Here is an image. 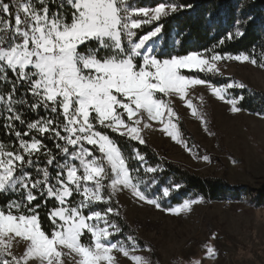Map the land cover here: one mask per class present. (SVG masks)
I'll return each mask as SVG.
<instances>
[{
	"label": "snow or ice",
	"instance_id": "1",
	"mask_svg": "<svg viewBox=\"0 0 264 264\" xmlns=\"http://www.w3.org/2000/svg\"><path fill=\"white\" fill-rule=\"evenodd\" d=\"M179 10L174 3L144 6L139 0H0V117L12 141L0 140V264H120V256L130 264H153L150 256L136 254L152 253L150 246L142 247L131 233L123 236L122 213L113 206L118 194L127 191L177 216L201 203L185 199L162 207L172 186L162 195L148 194L163 169L148 165L132 142L145 144L142 133L155 122L192 153L182 139L175 100L208 132L204 97L194 105L192 90L205 87L235 114L243 110L238 105L247 86L234 79L216 86L185 70L215 76L221 62L231 61L264 68V52L257 60L216 51L244 35L247 21L237 20L235 32L212 48L162 58L155 47L162 19ZM112 133L128 141L129 151ZM21 243L18 255L13 248ZM216 255L209 244L205 256L186 264H205Z\"/></svg>",
	"mask_w": 264,
	"mask_h": 264
},
{
	"label": "rangeland",
	"instance_id": "2",
	"mask_svg": "<svg viewBox=\"0 0 264 264\" xmlns=\"http://www.w3.org/2000/svg\"><path fill=\"white\" fill-rule=\"evenodd\" d=\"M218 67L221 74L216 76L243 82L246 89L264 93V68L235 61L221 62ZM190 95L194 97V105L200 104V96L204 97L201 110L208 132L182 102L175 100L173 108L179 129L183 123L190 134L189 142L183 134L182 139L192 153L160 131L155 122L143 131L145 141L161 157L184 166L196 176L223 179L234 187L252 190L254 197H258L264 189V118L245 111L233 114L230 105L202 86H197ZM205 155L208 161L203 159ZM116 199L125 220L146 245L142 247L153 249L152 253L136 254L150 256L153 264H186L205 256L209 244L217 255L214 261L205 259V264H264V205L256 200L205 202L196 198L201 203L177 216L143 204L127 191ZM214 234L216 239L212 238ZM13 251L22 254L23 244L14 246ZM119 259L120 264H130L122 256Z\"/></svg>",
	"mask_w": 264,
	"mask_h": 264
},
{
	"label": "trees",
	"instance_id": "3",
	"mask_svg": "<svg viewBox=\"0 0 264 264\" xmlns=\"http://www.w3.org/2000/svg\"><path fill=\"white\" fill-rule=\"evenodd\" d=\"M9 2V0H6ZM161 2L174 3L180 7L176 13L162 19L164 25L163 33L156 42L157 54L162 58H168L169 55H185L193 51L203 52L205 49L212 48L219 40L225 39L230 32H235L237 20H246L241 25L243 36L232 40H226L223 46L216 48L217 52L222 54H240L245 53L255 56L257 60L260 54L264 52V0H139L144 6H158ZM13 15L15 8L12 9ZM248 17H251L249 20ZM152 25L143 26V29L150 30ZM140 30H138L139 32ZM141 34H143L141 32ZM188 75L199 76L212 82L216 86H222L230 79L222 76H214L204 73L187 72ZM233 93L242 90H230ZM245 99L238 105L247 113H264V93L256 92L251 89L243 90ZM254 93L249 96L247 93ZM180 130L188 140H191L190 134L185 125L180 123ZM116 141L129 151L130 146L124 137L116 133L111 134ZM0 140H9L7 130L3 126V117H0ZM49 147H54L52 141H46ZM135 144L146 157L148 165L157 166L163 170L156 174L155 183H152L148 189L149 195H162L164 187L172 186V192L169 197L163 198L160 203L164 208H171L183 203L185 199H203L205 202H234L237 200L250 199L264 205V189L258 197H254L252 190L245 187H234L223 179L203 178L192 174L187 168L179 164L172 163L161 157L158 151L149 143L143 145L137 142ZM133 164L137 163L132 161ZM143 175V170H141ZM153 175V174H149ZM181 185L176 190L174 185ZM143 187V186H142ZM5 199L0 198V204H4ZM51 201L48 204L50 208ZM122 219L119 223L123 227V236L129 233L133 234L141 246H146L140 241L137 233L125 220L124 213L120 205ZM103 208L104 205H98ZM42 226L47 230L49 221L47 220L45 208L40 209Z\"/></svg>",
	"mask_w": 264,
	"mask_h": 264
}]
</instances>
